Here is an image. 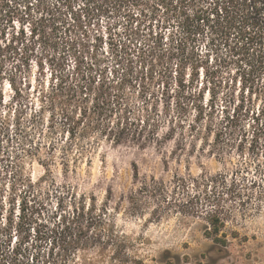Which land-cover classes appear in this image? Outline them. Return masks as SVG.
Instances as JSON below:
<instances>
[{"label": "rangeland", "instance_id": "374dc122", "mask_svg": "<svg viewBox=\"0 0 264 264\" xmlns=\"http://www.w3.org/2000/svg\"><path fill=\"white\" fill-rule=\"evenodd\" d=\"M79 4L70 8L61 0L28 3L16 0L0 10L1 112L6 113L11 107L13 116L21 108L26 126V107L32 108L29 112L38 107L39 95L49 93L54 76L64 73L73 78L79 66L84 71L89 68L94 72L106 71L110 78L114 70H119L118 77L124 82L119 91L120 112H113L111 125L118 115L129 121L150 117V125L158 123V134L166 135V140L147 148L131 144L116 146L101 140L96 150L88 153V162L76 173L65 177L60 167L54 166L51 178L57 183L72 184L77 192L93 200L89 206L93 208L92 215L97 220L101 217L111 222L122 240L123 251L128 256L125 264H264V197L261 205L251 211H248L250 204L242 208L229 202L224 204L225 210L234 216L227 220L223 230L227 248L216 253L212 251L213 242L204 235L205 221L192 216L201 210V203L185 205L187 191L174 186L180 178L230 173L241 162L259 165L264 170V132L253 125L251 114L247 113L260 108L261 100L247 92L241 94L239 79L234 81V74L223 65L224 68L209 69L206 76L200 72L198 86L180 93L174 74L169 77L173 68L167 58L152 52L139 51L131 56L126 52L128 46L133 50L140 44L155 43V35L162 27L157 17L154 20L146 13L149 10L134 7L121 12L128 14L127 17L102 15L90 23L82 18L81 28L74 26L73 21L77 18L75 12H82ZM32 29L36 30L35 34L31 33ZM126 34L132 36L131 44L125 41ZM211 66L215 64L210 61ZM206 78L210 82L206 88L218 93L214 104L210 101L211 94L199 93ZM197 105L203 108L200 126L207 127L211 134L202 132L199 141L190 143L182 140L181 134L195 119ZM85 109L88 120L110 115L106 110L95 109L92 98L83 102L77 116ZM234 110V119H225ZM48 112L42 116L45 121L50 118ZM216 133H223L217 143ZM51 142L59 148L66 142V136L56 130ZM80 145L93 147L87 140ZM18 149L14 143L10 147L12 155L21 157L20 173L33 181L43 177L45 171L37 161L26 160ZM263 177L264 173L258 179ZM156 184H161L158 189ZM4 189L0 193L1 222L9 214V183L4 184ZM262 190L253 188V201ZM54 204L52 199L51 210ZM30 239L26 242L25 233L20 236L13 233L8 254L3 257L5 263L0 261V264H13V250L20 253L19 264H43L51 253L50 245L36 243L32 235ZM19 240L21 249L17 246ZM78 259V264L84 260L106 264L96 249L81 252Z\"/></svg>", "mask_w": 264, "mask_h": 264}, {"label": "trees", "instance_id": "16d2710c", "mask_svg": "<svg viewBox=\"0 0 264 264\" xmlns=\"http://www.w3.org/2000/svg\"><path fill=\"white\" fill-rule=\"evenodd\" d=\"M61 1L70 8L80 3L79 10L82 12H75L77 18L74 17L73 21L76 24L74 26L79 25L81 28L82 18L90 23L102 15L127 17L128 14L121 15V12L134 7L149 10L146 13L154 20L157 17L162 26L155 35V43L140 44L133 50L128 46L127 55L144 51L158 54L162 59L167 58L173 68L172 73L169 71V77L174 74L176 88L180 93L198 86L200 72L206 76L209 69L225 67L234 74V81L239 79L241 94L247 92L250 97L255 95L256 99L261 100L260 108H253L252 113L249 110L247 113L251 114L253 125L264 132V0ZM15 2L16 0H0V10ZM53 16L54 14L51 17ZM35 32L32 29L31 33ZM149 37H153L152 31L149 32ZM130 38L132 36L126 34L125 41L128 44L132 43ZM210 61L215 66L209 68ZM118 71L114 70L110 78L106 71L94 72L92 68L84 71L79 66L76 67L73 78L64 73L54 76L49 93L39 95L38 107L33 112H29L32 108L27 110L26 107V126L23 124L24 111L21 108L16 109L13 116L11 107L6 113L1 112L0 96L1 194L5 192L4 184L9 183V214L4 222H1L0 217L1 262L5 263L3 257L8 254L6 251L12 242L13 233L18 236L25 233L26 242L32 235L36 243L50 245L51 253L43 264H78L79 254L90 249L100 252L106 264L127 263L128 256L123 251L122 240L115 232L114 225L108 220H101V217L98 221L92 215L93 208L89 209V206L93 200L87 198L85 193L77 192L72 184L57 183L51 178L54 166H59L65 177L76 173L82 164L88 162V153L96 150L101 140L116 146L131 144L139 148H147L166 140V135L158 134V123L150 125V117L129 121L127 117L118 115L113 126L111 125L113 112H120L119 91L123 89L124 83L118 77ZM204 83L201 86H205L201 87L199 93L201 96L205 92L211 94L210 101L214 104L218 93L214 89L212 91L211 88H206L210 85L208 78ZM90 98L95 109L110 113L108 118L88 120L86 109L77 116L83 102L90 101ZM46 111H49L50 118L45 121L42 116ZM235 116L234 110L225 119L232 120ZM202 118L203 108L197 105L195 119L182 132V140L187 139L194 143L199 141L202 132L211 134L207 127L200 126ZM56 130L63 137L66 136V142L59 148L51 142V136ZM222 137L223 133H216V143ZM84 140L91 141L93 147H82L80 144ZM13 143L19 146V153L26 160L37 161L45 171L43 177L33 181L20 173L21 157L12 155L10 151ZM262 173L264 170L259 165L241 162L230 173L202 174L195 178L189 176L176 180L174 186L187 191L183 200L185 205L201 203V210L193 212L192 216L205 221L204 235L213 242L212 251L221 253L227 248L223 230L227 220L234 214L225 210V203L229 202L241 208L250 204L252 207L248 211L261 205L264 197V177L260 180L258 177ZM249 174L251 177L248 179ZM160 185L156 184V187ZM255 187L263 190L253 201ZM52 199H55L53 210L49 207ZM246 211L247 209L243 210L242 214ZM17 246L21 249L20 240ZM40 247L41 244L37 246L38 249ZM12 255L13 264H19L17 261L21 257L20 253L13 250ZM83 264L91 263L84 260Z\"/></svg>", "mask_w": 264, "mask_h": 264}]
</instances>
